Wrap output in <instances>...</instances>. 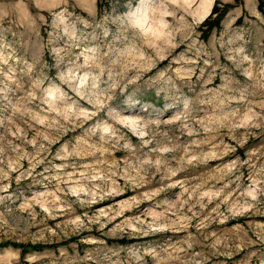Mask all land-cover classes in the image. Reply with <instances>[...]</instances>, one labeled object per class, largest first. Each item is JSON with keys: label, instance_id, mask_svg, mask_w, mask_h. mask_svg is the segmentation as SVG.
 <instances>
[{"label": "rangeland", "instance_id": "rangeland-1", "mask_svg": "<svg viewBox=\"0 0 264 264\" xmlns=\"http://www.w3.org/2000/svg\"><path fill=\"white\" fill-rule=\"evenodd\" d=\"M143 1L0 0V264H264V0Z\"/></svg>", "mask_w": 264, "mask_h": 264}, {"label": "trees", "instance_id": "trees-1", "mask_svg": "<svg viewBox=\"0 0 264 264\" xmlns=\"http://www.w3.org/2000/svg\"><path fill=\"white\" fill-rule=\"evenodd\" d=\"M261 1H262V0H260V2H261ZM228 7H229V4L223 6L222 9L218 11V8L216 7V5H214V7H212V9H211V13H210V15H213V16H215V17L212 18V20H211V18H210V20L208 19V20L204 21V24H206L207 22L210 21V22H209V27H210V28H212V27L215 28L216 26H218L219 23H220V21H221V20L223 19V17L225 16L224 14L226 13ZM258 8H260V6H258Z\"/></svg>", "mask_w": 264, "mask_h": 264}, {"label": "bare ground", "instance_id": "bare-ground-1", "mask_svg": "<svg viewBox=\"0 0 264 264\" xmlns=\"http://www.w3.org/2000/svg\"><path fill=\"white\" fill-rule=\"evenodd\" d=\"M172 1H174L175 3H179V2H177V0L175 1V0H172ZM182 2H184V3H187L188 2V0H183ZM212 0H205L204 1V10H205V14L209 11V9H210V7L212 6ZM143 4H145V0L143 1V3H141L140 4V6L138 7L139 9L141 8V7H143L144 5ZM188 5H189V3H187ZM177 7V6H176ZM187 8V7H186ZM181 9V8H180ZM205 14H204V16H205ZM203 18L204 17H200L199 19H198V22L200 23V21L201 20H203Z\"/></svg>", "mask_w": 264, "mask_h": 264}]
</instances>
